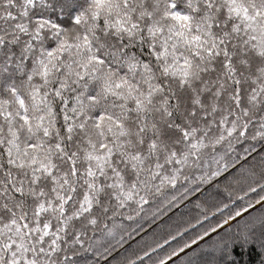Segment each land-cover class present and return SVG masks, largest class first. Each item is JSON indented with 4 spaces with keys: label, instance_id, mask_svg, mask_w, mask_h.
I'll list each match as a JSON object with an SVG mask.
<instances>
[{
    "label": "snow or ice",
    "instance_id": "1",
    "mask_svg": "<svg viewBox=\"0 0 264 264\" xmlns=\"http://www.w3.org/2000/svg\"><path fill=\"white\" fill-rule=\"evenodd\" d=\"M252 253L264 0H0V264Z\"/></svg>",
    "mask_w": 264,
    "mask_h": 264
},
{
    "label": "clouds",
    "instance_id": "2",
    "mask_svg": "<svg viewBox=\"0 0 264 264\" xmlns=\"http://www.w3.org/2000/svg\"><path fill=\"white\" fill-rule=\"evenodd\" d=\"M220 193L222 196L227 197L228 192L225 191V186L221 185ZM198 200L197 198L193 197L190 200V203H188L182 211H185L186 215L191 217L198 216L204 207H206V204L203 200V198H200L199 203L202 205L201 207H197Z\"/></svg>",
    "mask_w": 264,
    "mask_h": 264
},
{
    "label": "trees",
    "instance_id": "3",
    "mask_svg": "<svg viewBox=\"0 0 264 264\" xmlns=\"http://www.w3.org/2000/svg\"><path fill=\"white\" fill-rule=\"evenodd\" d=\"M252 256L256 260V264H260L259 259H256V253H252Z\"/></svg>",
    "mask_w": 264,
    "mask_h": 264
}]
</instances>
